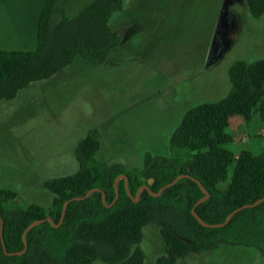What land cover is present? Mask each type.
<instances>
[{"label":"trees","instance_id":"trees-1","mask_svg":"<svg viewBox=\"0 0 264 264\" xmlns=\"http://www.w3.org/2000/svg\"><path fill=\"white\" fill-rule=\"evenodd\" d=\"M69 1L47 0L36 51H0V103L52 79L78 58L100 65L118 49L121 37L111 21L126 0H93L76 16L66 13ZM245 1L253 18L264 16V0ZM229 77L232 89L227 96L203 102L185 114L171 136L168 157L147 154L143 166L131 171L121 164L107 165L98 158L101 142L97 131L91 130L75 149L78 170L43 183L52 195L49 207L22 206L16 190L0 188V229L3 219L4 240L14 253L24 251V232L35 221L51 218L59 225L68 200L98 188L112 204L121 175L128 177L135 197L145 185L157 194L180 175L195 179L183 178L160 196L144 190L138 202L129 196L122 179L119 199L111 208L105 206L102 192L73 200L59 227L46 220L28 232L23 255L8 256L0 237V264H144L139 245L150 224L158 226L166 245L156 264H177L191 253L203 254L222 243L255 247L264 255V202L241 210L221 228L204 227L192 214L205 196L198 181L210 193L196 208L208 224L224 223L236 209L264 198V155L235 152L216 135L225 132L234 117L247 122L259 117L264 122V58L235 62Z\"/></svg>","mask_w":264,"mask_h":264},{"label":"rangeland","instance_id":"rangeland-1","mask_svg":"<svg viewBox=\"0 0 264 264\" xmlns=\"http://www.w3.org/2000/svg\"><path fill=\"white\" fill-rule=\"evenodd\" d=\"M93 0H70L76 16ZM229 4L230 47L208 66L217 22ZM111 26L121 43L100 65L78 58L50 80L0 103V188L16 190L22 206L49 207L47 180L78 170L75 149L97 131L107 165L141 168L147 154L170 156L169 143L185 114L232 89L229 70L238 61L264 58V16L253 18L245 0H126ZM235 152L264 155V122L233 119L216 133ZM144 264H156L166 245L155 224L143 230ZM177 264H264L255 247L228 245L191 253Z\"/></svg>","mask_w":264,"mask_h":264},{"label":"water","instance_id":"water-1","mask_svg":"<svg viewBox=\"0 0 264 264\" xmlns=\"http://www.w3.org/2000/svg\"><path fill=\"white\" fill-rule=\"evenodd\" d=\"M231 3V1H226L225 3V6L223 7L222 9V12L219 16V19H218V22H217V27H216V32H215V36H214V40H213V43L211 45V49H210V52H209V56H208V66H212L214 64H216L217 62H219V60L223 57V55L225 54V52L229 49L230 47V40H229V33H230V13H229V4ZM183 178H191V179H194L192 178L190 175H187V174H184V175H180L178 176L174 181H172L171 183H169L168 185H166L163 189H161V191L157 194H154L153 192H151L150 188H149V185H145L143 186L137 196L135 197L130 189H129V182H128V177L126 175H121L119 176L117 179H116V182H115V187H116V191H117V195H116V199L115 201L112 203V204H107L106 202V194L105 192H103L101 189H98V188H95V189H92L90 190L84 197H75L73 199H70L68 200L66 203H65V206H64V210H63V214H62V220L60 222L59 225H55L53 224V221L51 218H47L46 220L49 221L50 223H52L53 226L55 227H59L62 223H63V219L65 217V214H66V211H67V208H68V205L70 204V202H72L73 200H76V201H80V200H85L87 199L88 197H90L93 193L95 192H102V195H103V202L105 204L106 207L108 208H111L112 206H114V204L117 202V200L119 199V190H118V184L119 182L122 180V179H125V182H126V188H127V191H128V194L129 196L133 199L134 202H138L141 198V194L144 190H148L150 191V193H152V195L154 196H160L162 194V192L167 189V188H170L172 187L173 185H175L178 181H180L181 179ZM195 180V179H194ZM153 180H151L150 182H152ZM199 185H200V188L201 190L204 192L205 196L200 199L196 205L193 207L192 209V214L193 216L199 221V223L204 226V227H208V228H221V227H224L226 225L229 224L230 220L238 213L240 212L241 210L243 209H248V208H254V207H257L259 204H261L262 202H264V198L256 201L254 204H248V205H245L241 208H238L236 209L235 211H233L226 219V221L224 223H221V224H208L206 223L199 215L198 213L196 212V208L202 204L203 202L207 201L210 197V193L207 191V189L205 188V186L200 182L198 181ZM46 220H38V221H35L34 223H32L24 232V236H23V239H24V243H25V249L24 251L22 252H14V253H10L7 249V246H6V243H5V240H4V236H3V231H4V221L3 219H1V229H0V237H1V241H2V245H3V249H4V252L8 255V256H15V255H23L27 249H28V241H27V234L30 230H32L33 228H35L36 226L42 224L43 222H45Z\"/></svg>","mask_w":264,"mask_h":264},{"label":"crops","instance_id":"crops-1","mask_svg":"<svg viewBox=\"0 0 264 264\" xmlns=\"http://www.w3.org/2000/svg\"><path fill=\"white\" fill-rule=\"evenodd\" d=\"M46 3L47 0H0V51L37 50L39 19ZM236 118L239 117L233 119Z\"/></svg>","mask_w":264,"mask_h":264}]
</instances>
